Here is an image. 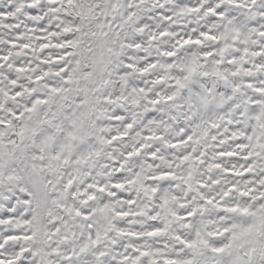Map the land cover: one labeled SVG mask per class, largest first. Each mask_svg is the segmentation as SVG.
I'll return each instance as SVG.
<instances>
[{"label": "snow or ice", "instance_id": "1", "mask_svg": "<svg viewBox=\"0 0 264 264\" xmlns=\"http://www.w3.org/2000/svg\"><path fill=\"white\" fill-rule=\"evenodd\" d=\"M0 264H264V0H0Z\"/></svg>", "mask_w": 264, "mask_h": 264}]
</instances>
